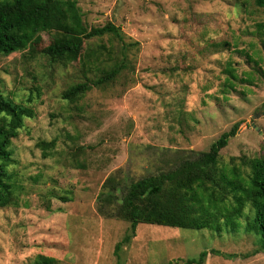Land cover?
Instances as JSON below:
<instances>
[{
    "label": "rangeland",
    "instance_id": "rangeland-1",
    "mask_svg": "<svg viewBox=\"0 0 264 264\" xmlns=\"http://www.w3.org/2000/svg\"><path fill=\"white\" fill-rule=\"evenodd\" d=\"M77 2L89 27L113 22L137 44L128 50L129 67L76 103L62 92L119 63L117 39L85 42L81 55L105 53L90 71L79 57L67 65L48 59L43 50L54 32L0 55V91L35 112L12 142L9 172L20 204L0 207V264H36L38 255L60 264H189L203 251L194 264H264L261 238L246 228L253 212L244 192L254 162L264 161V7L256 0ZM236 123L220 151L217 184L209 186L221 196L226 179H235L242 190L209 209L211 227L140 223L116 255L130 222L100 211L108 210L100 199L107 180L125 185L174 169ZM42 141L55 142L50 156ZM239 206L241 217L232 219Z\"/></svg>",
    "mask_w": 264,
    "mask_h": 264
},
{
    "label": "trees",
    "instance_id": "trees-1",
    "mask_svg": "<svg viewBox=\"0 0 264 264\" xmlns=\"http://www.w3.org/2000/svg\"><path fill=\"white\" fill-rule=\"evenodd\" d=\"M256 3L264 7V0H256ZM42 32H54L53 41L43 50L51 62L67 65L73 58L79 57L83 69L89 71L104 60L105 53L91 49L81 55L87 40L108 35L121 42L119 63L105 69L95 79L75 83L62 92L61 97L70 103L78 102L93 86H101L115 79L122 70L129 67L128 50L137 44L127 42L121 28L113 22L89 27L77 0H0V55L9 56L26 50ZM35 93L37 97L41 96L39 89ZM33 94L31 92L28 103L33 102ZM34 115L35 112L29 105L18 103L0 91L1 208L20 204L21 190L15 186L13 175L9 172L10 166L16 163L11 147L13 138L24 128L25 119L33 118ZM239 125L240 123H236L229 131L222 133L209 150L198 153L195 158L184 160L174 169L147 175L125 185L118 183L114 177L107 180L100 199L108 203V210L101 208L100 211L104 215L130 222L125 236L116 245V255H119L122 245L130 243L136 236L140 223L197 229L211 227L209 209L223 202L228 192L234 193L240 187L238 180L226 179L229 190L217 196L209 186L217 184L220 151L235 136ZM54 145V141H42L39 144L45 151V157L51 155L49 150ZM232 173L234 176L239 174L235 169ZM249 184L244 192L253 215L247 220L246 228L260 236L264 247V161L254 162V172ZM239 189L242 190V187ZM119 191H122L121 195L118 194ZM60 198L64 201L71 200L65 195ZM46 208L51 210L50 205ZM236 209L237 214L232 219L241 217L243 207ZM231 215L232 211L225 215L226 225L233 222ZM207 254L208 251H203L200 258L189 259L187 262L202 263ZM35 263L60 264L58 259L44 255H38Z\"/></svg>",
    "mask_w": 264,
    "mask_h": 264
}]
</instances>
